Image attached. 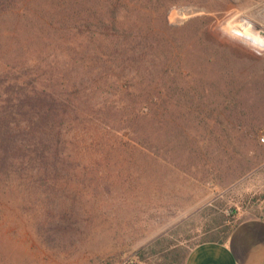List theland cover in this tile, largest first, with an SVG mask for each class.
<instances>
[{"label": "rangeland", "instance_id": "obj_1", "mask_svg": "<svg viewBox=\"0 0 264 264\" xmlns=\"http://www.w3.org/2000/svg\"><path fill=\"white\" fill-rule=\"evenodd\" d=\"M260 8L0 5L1 141L28 143L26 94L74 110L55 124L54 169L17 152L0 172V264H182L193 246L264 213Z\"/></svg>", "mask_w": 264, "mask_h": 264}, {"label": "trees", "instance_id": "obj_2", "mask_svg": "<svg viewBox=\"0 0 264 264\" xmlns=\"http://www.w3.org/2000/svg\"><path fill=\"white\" fill-rule=\"evenodd\" d=\"M13 1L0 0V5L10 6ZM20 101L28 107L29 114L32 112L27 132L30 139L27 144L19 137L15 139L16 135L13 134H7L2 141L0 139V172L8 167L11 156H13L12 153L16 156L17 152L22 154L26 152L28 155L33 154L32 161L37 164V170L41 171L42 169L43 174L50 172L55 167L56 157L61 154V148L58 145L61 140V132L59 128L56 130V127H60V125L55 124L57 120L60 122L66 121L70 117V112H74L73 107L69 101H61V104L57 107L52 97L47 94H26ZM230 231L223 238L218 239V236H213L200 243L208 241L223 242ZM129 262L127 261L126 264H129Z\"/></svg>", "mask_w": 264, "mask_h": 264}, {"label": "crops", "instance_id": "obj_3", "mask_svg": "<svg viewBox=\"0 0 264 264\" xmlns=\"http://www.w3.org/2000/svg\"><path fill=\"white\" fill-rule=\"evenodd\" d=\"M183 264H264V213L238 221L223 242L193 246Z\"/></svg>", "mask_w": 264, "mask_h": 264}, {"label": "bare ground", "instance_id": "obj_4", "mask_svg": "<svg viewBox=\"0 0 264 264\" xmlns=\"http://www.w3.org/2000/svg\"><path fill=\"white\" fill-rule=\"evenodd\" d=\"M261 9V8H260ZM254 15L261 21L264 23V20H262L257 14H259L261 17L264 18V8H262L261 10L257 9L256 11H254Z\"/></svg>", "mask_w": 264, "mask_h": 264}, {"label": "built area", "instance_id": "obj_5", "mask_svg": "<svg viewBox=\"0 0 264 264\" xmlns=\"http://www.w3.org/2000/svg\"><path fill=\"white\" fill-rule=\"evenodd\" d=\"M129 264H140V263H136V262H131V261H130Z\"/></svg>", "mask_w": 264, "mask_h": 264}, {"label": "water", "instance_id": "obj_6", "mask_svg": "<svg viewBox=\"0 0 264 264\" xmlns=\"http://www.w3.org/2000/svg\"><path fill=\"white\" fill-rule=\"evenodd\" d=\"M260 34L263 36L264 35V31H262Z\"/></svg>", "mask_w": 264, "mask_h": 264}]
</instances>
